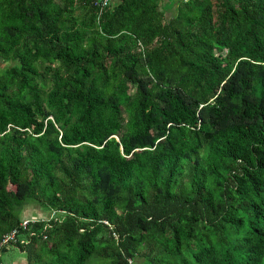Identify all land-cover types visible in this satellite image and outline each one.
<instances>
[{"label": "trees", "instance_id": "16d2710c", "mask_svg": "<svg viewBox=\"0 0 264 264\" xmlns=\"http://www.w3.org/2000/svg\"><path fill=\"white\" fill-rule=\"evenodd\" d=\"M159 2L0 0V264H264V0Z\"/></svg>", "mask_w": 264, "mask_h": 264}, {"label": "built area", "instance_id": "2783aa9c", "mask_svg": "<svg viewBox=\"0 0 264 264\" xmlns=\"http://www.w3.org/2000/svg\"><path fill=\"white\" fill-rule=\"evenodd\" d=\"M91 2L95 7H97V12L100 13V11L103 8L109 7L111 5L112 0H91ZM62 215H63V211L50 209V210L43 212L42 214L37 213L36 215L22 218L19 221L18 225L21 227H25L27 222H32L37 217L43 221L41 229L44 230V229L50 227V225H52V223L61 221ZM16 232H17V228H13L10 231H8L7 233H5L4 235H2V237L0 239V249H1V246L6 244L7 242L14 241V236H15ZM32 234H33V232L31 231L28 233V236H31ZM112 235H113V237H116V235L114 233H112ZM44 237H45V235L42 234V238H44ZM27 241H28L27 238H24V237L19 238L20 243L21 242L26 243ZM0 253H1V251H0Z\"/></svg>", "mask_w": 264, "mask_h": 264}, {"label": "rangeland", "instance_id": "374dc122", "mask_svg": "<svg viewBox=\"0 0 264 264\" xmlns=\"http://www.w3.org/2000/svg\"><path fill=\"white\" fill-rule=\"evenodd\" d=\"M177 0H169L167 2V5L171 4V6L176 3L177 5ZM176 7V6H175ZM176 10V8H175ZM3 63L0 61V66H2ZM41 209H39L37 206L34 204H26L22 209L17 211V214L19 218H25V217H30L31 215H35V213H43ZM27 215V216H26ZM30 215V216H28ZM24 253L20 252L17 248H9L6 249L4 253L1 255L2 263L3 264H12L14 261H17L16 264L23 263L24 264Z\"/></svg>", "mask_w": 264, "mask_h": 264}, {"label": "crops", "instance_id": "0c3cea01", "mask_svg": "<svg viewBox=\"0 0 264 264\" xmlns=\"http://www.w3.org/2000/svg\"><path fill=\"white\" fill-rule=\"evenodd\" d=\"M116 0H112V2H115ZM169 0H160L159 2V9H161V11H163V15L164 17H170L171 15L174 14L175 12V6H176V3H174L172 6L171 4L167 5V2ZM179 0H177L176 2H178ZM36 214V213H35ZM27 216V215H26ZM30 216V215H28ZM32 216V215H31ZM17 261H14L12 264H16ZM18 264V263H17ZM20 264H23L20 262Z\"/></svg>", "mask_w": 264, "mask_h": 264}]
</instances>
